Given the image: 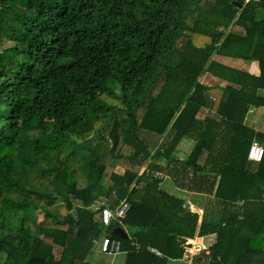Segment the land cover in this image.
<instances>
[{"label": "trees", "instance_id": "obj_1", "mask_svg": "<svg viewBox=\"0 0 264 264\" xmlns=\"http://www.w3.org/2000/svg\"><path fill=\"white\" fill-rule=\"evenodd\" d=\"M226 61L235 86L201 82H224ZM251 108L264 109V0H0V264H97L104 235L124 264H168L211 234L192 264H264ZM166 176L211 196L199 226ZM119 186L129 208L105 227L93 204L114 208Z\"/></svg>", "mask_w": 264, "mask_h": 264}, {"label": "crops", "instance_id": "obj_2", "mask_svg": "<svg viewBox=\"0 0 264 264\" xmlns=\"http://www.w3.org/2000/svg\"><path fill=\"white\" fill-rule=\"evenodd\" d=\"M236 65H239L238 61H226V68H225L226 80L224 82H220L219 80L212 78L209 74H205L203 76V81H201V82L204 83L205 85H217V84H219L220 86H225V85L235 86L234 74H233L232 68H233V66H236ZM230 67H232V68H230ZM252 70L254 71V68H252L251 71ZM253 73L254 72H252V74ZM245 77L248 80H250L252 75L247 74V76H245ZM262 111L264 112V109L251 108L246 115V122H245L247 125H249L253 129H255L256 131H260V132H264V115L261 114ZM169 137H170V133H167V136L163 140V143L167 142ZM195 139H196V135H194V134L183 139V141L179 144V146L177 147V150H176V152L178 154H180L179 158L180 157L182 158V157H184V154L189 153V151L192 148V145L194 144ZM188 148H189V150L186 153L185 151ZM157 162L163 166H165V164H166V162L164 160H158ZM149 163H150V160L147 161V165ZM166 180L169 181V183L165 184V186H166L165 191L168 192L169 194L175 196L176 198L183 200L185 202L184 204H186V203L188 204V208H186V210H188L192 213H196L198 215L197 226H199L200 222H201V216L203 214L204 202H205L203 197L205 196L206 199H209V197H211V196H206V194L197 193V192L178 188L175 185L174 180H172L171 177H169V176L161 183L162 187H163L164 183L166 182ZM167 189H168V191H167ZM176 192H181V194L178 195L180 197H177L175 195ZM182 194H186V196L184 197V195H182ZM201 201H203V202L201 203ZM213 239H214V235H212V234L207 235V236H203V237L195 236L190 241L187 239L186 244L191 243V245H192L193 240H197V241L200 240V241H203V244L207 243L206 247H203V250H206L210 246V244L213 242ZM95 248H98V244H95L93 246L94 252H96V254H94V253L91 254V259L94 262H95L94 259L98 258V254L99 253L102 254L99 251V248L96 249V251H95ZM187 248H188V246L185 247L184 254H183L182 258L177 259V260H171L168 262V264H192V259L197 254L194 252V254L192 255V253H189L187 251ZM201 251H202V249H201ZM120 254H123V256H124L121 259L120 264H124L125 252H121Z\"/></svg>", "mask_w": 264, "mask_h": 264}, {"label": "built area", "instance_id": "obj_3", "mask_svg": "<svg viewBox=\"0 0 264 264\" xmlns=\"http://www.w3.org/2000/svg\"><path fill=\"white\" fill-rule=\"evenodd\" d=\"M263 154V146L256 140H253L249 146L247 153L248 161L259 162L261 161ZM156 176L160 179L164 178V175H162L161 173H156ZM92 208L94 211H98L100 213L101 222L105 227H107L111 224L112 221H118L120 223V221L124 219L129 205L123 200L119 201L118 205H116L114 208H109L105 206L104 201L97 200L94 202ZM92 242L94 245L98 244L99 251L107 256L114 257L122 252L121 242L119 239L104 235L99 237L98 239H94ZM149 251L157 256L161 255L155 249L149 248Z\"/></svg>", "mask_w": 264, "mask_h": 264}, {"label": "rangeland", "instance_id": "obj_4", "mask_svg": "<svg viewBox=\"0 0 264 264\" xmlns=\"http://www.w3.org/2000/svg\"><path fill=\"white\" fill-rule=\"evenodd\" d=\"M201 81H203V77L201 78ZM261 114L262 115H264V112L262 111L261 112ZM163 144H166V142L165 143H163ZM188 150H189V148L185 151L186 153L188 152ZM182 155V154H181ZM180 156V155H179ZM126 164V163H125ZM147 164V163H146ZM144 166H147V165H144ZM122 168L121 167H119L118 169H117V171L118 172H122ZM164 181V180H163ZM166 183H169V181H167L166 180V182L164 183V185H163V187H162V185H161V188H163V190H166L165 188H166V186H165V184ZM167 191H168V189H167ZM181 194V192H176L175 193V195L177 196V197H180V196H178V195H180ZM182 195H184V197L186 196V194H182ZM207 196V195H206ZM203 199L205 200V202H204V209H205V206L209 203V201H211L212 199L211 198H209V199H206V197L204 196L203 197ZM203 201H201V203H202ZM203 209V210H204ZM37 218H38V220L40 221L41 220V215L40 214H38V216H36ZM189 241L191 240V239H188ZM188 244V248H187V251L189 252V253H192V255L194 254V252L196 253V254H198V253H200V251H201V249H202V251H203V247H206V244L207 243H204L203 244V241H200V240H198V241H196V240H193V243H192V245H191V243H187ZM187 244H186V246L185 247H187ZM204 245V246H203ZM196 247H198V248H196ZM99 248V247H98ZM98 248H95V251H96V249H98ZM200 250V251H199ZM93 252L92 253H94V254H96V252H94V249L92 250ZM195 254V255H196ZM95 257V256H94ZM124 256H123V254H118V255H116V256H114V257H110V256H107V255H105V254H98V258L97 259H94L95 260V262L97 263V264H120V261H121V259L123 258Z\"/></svg>", "mask_w": 264, "mask_h": 264}, {"label": "water", "instance_id": "obj_5", "mask_svg": "<svg viewBox=\"0 0 264 264\" xmlns=\"http://www.w3.org/2000/svg\"><path fill=\"white\" fill-rule=\"evenodd\" d=\"M239 7H240V5H239ZM126 196H127V190L125 189V187L119 186L116 188L115 192L109 196V198L107 199V203L113 204L117 201H123L126 198ZM184 207L188 208V204L187 203L184 204ZM65 208L67 211H69L71 208V203L68 199L65 200ZM110 235L114 236V237H118L120 239H127L128 238V235L125 232L124 228H122L120 226H116V227L112 228ZM187 246H188V244H187Z\"/></svg>", "mask_w": 264, "mask_h": 264}]
</instances>
